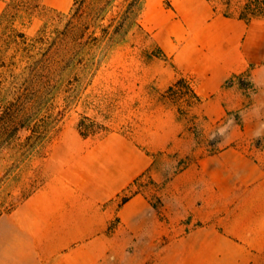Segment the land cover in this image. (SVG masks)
Returning a JSON list of instances; mask_svg holds the SVG:
<instances>
[{
	"label": "rangeland",
	"instance_id": "obj_1",
	"mask_svg": "<svg viewBox=\"0 0 264 264\" xmlns=\"http://www.w3.org/2000/svg\"><path fill=\"white\" fill-rule=\"evenodd\" d=\"M210 1L220 12L264 16V4L252 0ZM184 33L174 0H72L66 10L43 0L5 3L0 12V234L17 227L6 218L38 216L45 192L53 195L56 188L70 195L72 186L81 207L88 200L84 196L115 180L118 165L137 159L145 166L118 201L144 194L162 219L188 224L189 230L257 237L239 244L255 252L251 264H264L259 237L264 182L250 170H222L214 159L225 147L255 158L262 136L245 138L240 111L206 115L190 91L195 92L192 79L177 76L173 51ZM20 34L33 60L54 48L60 52L59 63L50 65L55 72L49 84L16 101L27 92L21 72L26 60L9 59ZM180 78L185 82L170 89ZM241 83L249 85L247 79ZM173 232L177 237L184 230ZM234 243L223 241L226 249ZM135 259L126 257L128 264ZM111 263H118L116 252Z\"/></svg>",
	"mask_w": 264,
	"mask_h": 264
},
{
	"label": "crops",
	"instance_id": "obj_2",
	"mask_svg": "<svg viewBox=\"0 0 264 264\" xmlns=\"http://www.w3.org/2000/svg\"><path fill=\"white\" fill-rule=\"evenodd\" d=\"M7 1L0 0V12ZM43 1L58 10L72 3ZM174 6L186 31L174 46L177 76L192 79L206 115L240 111L245 138L263 139L255 158L234 147L223 148L214 155L217 167L234 173L250 170L264 182V16L220 12L210 0H174ZM241 79H247L248 87ZM124 162L115 180L84 196L88 200L81 207L75 188L65 196L55 188L53 195L45 192L38 216L6 218L9 226L17 227L0 234V264H112V252L117 253L114 264H128L127 256L136 258L134 264H174V257L183 258L182 264L254 261L255 252L239 241L257 237L208 234L205 227L189 230L188 224L162 219L144 194L118 201L145 166L137 159ZM262 225L259 237L264 241V221ZM176 229L184 233L175 237ZM224 240L234 241V248H224Z\"/></svg>",
	"mask_w": 264,
	"mask_h": 264
},
{
	"label": "trees",
	"instance_id": "obj_3",
	"mask_svg": "<svg viewBox=\"0 0 264 264\" xmlns=\"http://www.w3.org/2000/svg\"><path fill=\"white\" fill-rule=\"evenodd\" d=\"M252 1L258 4H264V0ZM241 16L245 18L248 17L243 13H241ZM19 36H21L22 40L19 41L15 39L16 46L14 47L12 54H10L9 59L13 60L14 55H20L22 57L21 60H26L24 63L21 64L23 67L21 69V72L25 74V76L23 77V84L27 86V92L16 96V101L23 99L24 97H29V94L35 95L40 89L45 88V85L49 84V82L52 80L51 75H53L55 72V68L50 65L59 63V61L57 60V56L60 52L58 48H54L44 58L33 60L35 54H32L31 49L25 46L26 41L23 40L25 38L24 34H20ZM25 58H28V60ZM184 82V78H180L170 89ZM190 91L193 93L194 97L197 100H200L198 95L192 89ZM13 103L14 102H12V104Z\"/></svg>",
	"mask_w": 264,
	"mask_h": 264
}]
</instances>
